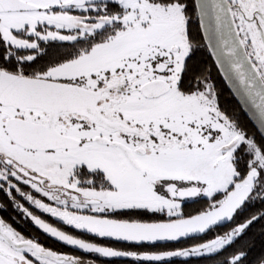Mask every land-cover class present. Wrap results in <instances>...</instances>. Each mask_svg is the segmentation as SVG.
<instances>
[{"label": "snow or ice", "instance_id": "6c2138e0", "mask_svg": "<svg viewBox=\"0 0 264 264\" xmlns=\"http://www.w3.org/2000/svg\"><path fill=\"white\" fill-rule=\"evenodd\" d=\"M0 193V264H264V0H0Z\"/></svg>", "mask_w": 264, "mask_h": 264}, {"label": "trees", "instance_id": "16d2710c", "mask_svg": "<svg viewBox=\"0 0 264 264\" xmlns=\"http://www.w3.org/2000/svg\"><path fill=\"white\" fill-rule=\"evenodd\" d=\"M213 74H214V76L216 75V70H214ZM217 81L223 83L221 77H218V76H217ZM220 103L222 106L228 107L229 110L239 109L241 116L247 121V123L249 124L250 127H253L252 124L250 123V121L247 119V117L242 112L241 108L239 107V105L237 104V102L235 101V99L233 98V96L231 95V93L229 92V90L227 89V87L225 86L224 83H223V92H222V95L220 96ZM203 238H207V237H203ZM115 264H123V261L122 260H115ZM192 264H199V262L196 258H193Z\"/></svg>", "mask_w": 264, "mask_h": 264}, {"label": "flooded vegetation", "instance_id": "af4514ba", "mask_svg": "<svg viewBox=\"0 0 264 264\" xmlns=\"http://www.w3.org/2000/svg\"><path fill=\"white\" fill-rule=\"evenodd\" d=\"M4 197H3V194L0 193V200H3ZM11 215H14V213L12 212V209L11 207L9 206L8 208V211H3L2 209H0V216H3L4 218H9ZM17 227H19V225H17ZM27 234V233H26ZM43 242H45L46 244H50L51 241L47 240V239H44L43 237H41ZM203 238V237H201ZM112 244V246H115V247H125L126 245L123 244V243H120V242H110ZM53 247H60L61 250H64V251H72V249L70 248H64L63 246L61 245H56V244H52ZM106 260V264H115V260H121L119 258H104Z\"/></svg>", "mask_w": 264, "mask_h": 264}, {"label": "water", "instance_id": "95a60500", "mask_svg": "<svg viewBox=\"0 0 264 264\" xmlns=\"http://www.w3.org/2000/svg\"><path fill=\"white\" fill-rule=\"evenodd\" d=\"M222 81L223 78L221 77ZM223 83L225 84V86L227 87V89L229 90V92L231 93V95L233 96V98L235 99V101L237 102V104L239 105V107L241 108L242 112L244 113V115L247 117V119L250 121V123L252 124V126L254 128H256L255 122L251 120V118L248 116L247 112L243 109V107L240 105L239 103V99L235 96L234 93H232L231 89L227 86V83L223 81Z\"/></svg>", "mask_w": 264, "mask_h": 264}]
</instances>
